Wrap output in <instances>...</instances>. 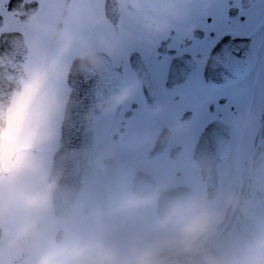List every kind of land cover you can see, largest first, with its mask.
Masks as SVG:
<instances>
[{"label": "clouds", "instance_id": "clouds-1", "mask_svg": "<svg viewBox=\"0 0 264 264\" xmlns=\"http://www.w3.org/2000/svg\"><path fill=\"white\" fill-rule=\"evenodd\" d=\"M195 2L112 0L116 24L103 0H36L24 13L0 12V32L20 34L14 52L0 55V264H264V156L230 171L202 159L187 179L172 166L145 175L114 166L119 149L151 147L159 130L125 128L110 143L95 135L61 151L73 65L103 74L130 47L190 37ZM138 88L129 80L98 93L90 127ZM147 110L166 118L169 104ZM195 119L168 120L166 139L183 141ZM253 120L245 110L230 127Z\"/></svg>", "mask_w": 264, "mask_h": 264}, {"label": "flooded vegetation", "instance_id": "flooded-vegetation-1", "mask_svg": "<svg viewBox=\"0 0 264 264\" xmlns=\"http://www.w3.org/2000/svg\"><path fill=\"white\" fill-rule=\"evenodd\" d=\"M102 8L107 14L105 0ZM204 9V0H196L189 21L196 28L190 37L174 34L154 46L130 47L110 60L111 81L137 80L139 88L115 113L99 115L95 135L110 143L125 128L129 134L160 133L151 147L119 149L114 166L140 175L172 166L191 179L202 159L230 171L251 155L264 99V0H213ZM9 14L17 13L6 10ZM108 17L114 24L121 19ZM160 101L169 104L166 118L152 117L147 110ZM245 110L253 113L252 124L234 131L231 119ZM177 116L196 117L181 142L166 139L168 120Z\"/></svg>", "mask_w": 264, "mask_h": 264}, {"label": "water", "instance_id": "water-1", "mask_svg": "<svg viewBox=\"0 0 264 264\" xmlns=\"http://www.w3.org/2000/svg\"><path fill=\"white\" fill-rule=\"evenodd\" d=\"M24 0H10L9 9L14 10H31L36 7V0H31L30 3ZM109 11L114 9L112 0H106ZM3 16L0 14V21ZM19 36L15 34H4L0 43V55H11L13 51V41ZM110 60L107 61V67ZM111 65V64H110ZM109 73L106 71L103 74H88L81 71L77 64L73 65L69 73V83L72 87L69 105V115L62 125L61 151L71 148H80L92 142L95 136V130L90 127L85 119L86 113L95 105L98 99V93H105L119 88L121 82H111L108 79ZM111 83V84H110ZM264 114V106H263ZM263 114L260 120V129L257 134L255 150L260 145V133L262 130ZM70 180L78 179V177H70Z\"/></svg>", "mask_w": 264, "mask_h": 264}, {"label": "bare ground", "instance_id": "bare-ground-1", "mask_svg": "<svg viewBox=\"0 0 264 264\" xmlns=\"http://www.w3.org/2000/svg\"><path fill=\"white\" fill-rule=\"evenodd\" d=\"M262 156H264V114H263V121H262V130L260 133V145L256 149L253 160H256Z\"/></svg>", "mask_w": 264, "mask_h": 264}, {"label": "rangeland", "instance_id": "rangeland-1", "mask_svg": "<svg viewBox=\"0 0 264 264\" xmlns=\"http://www.w3.org/2000/svg\"><path fill=\"white\" fill-rule=\"evenodd\" d=\"M7 0H0V10L1 11H4L5 13H6V10H5V8H4V5H5V2H6ZM103 4V3H102ZM102 4H101V7H102ZM66 87H67V89H68V91H69V96H70V92H71V87H70V85H69V83H68V77H67V80H66ZM62 128V127H61Z\"/></svg>", "mask_w": 264, "mask_h": 264}]
</instances>
